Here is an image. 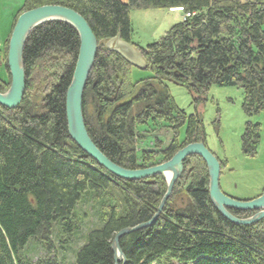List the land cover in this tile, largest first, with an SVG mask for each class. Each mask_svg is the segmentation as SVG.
<instances>
[{"label":"trees","instance_id":"16d2710c","mask_svg":"<svg viewBox=\"0 0 264 264\" xmlns=\"http://www.w3.org/2000/svg\"><path fill=\"white\" fill-rule=\"evenodd\" d=\"M48 5L79 13L97 38L83 100L85 124L99 150L124 169L154 167L187 145L205 144L200 116H188L177 106L168 83L186 88L197 102L212 86L236 87L243 91L241 109L248 117L264 112L262 0H24L14 24L22 13ZM159 9H177L191 17L139 48L153 76L134 83L133 66L103 42L120 36L133 44L131 11ZM8 45L9 40L6 56ZM79 49V34L70 24L36 28L23 53L24 99L14 110L0 106V264H33L25 248L36 238L49 250L55 223L63 236L71 235L77 229L75 211L87 197L101 225L90 230L74 264H115V235L149 222L167 191L162 176L138 181L115 177L70 137L66 98ZM6 69L9 73L7 63ZM40 71L46 89L43 106L35 109L28 93ZM8 86L0 79L1 93ZM141 125L151 131L166 126L173 136L170 145L139 151ZM260 131V124H246L241 139L245 156H257ZM209 180L200 156L184 161L175 191L186 200L178 208L169 200L153 227L121 240L126 264H264V220L251 227L229 222L211 201ZM229 211L240 219L254 213Z\"/></svg>","mask_w":264,"mask_h":264},{"label":"rangeland","instance_id":"374dc122","mask_svg":"<svg viewBox=\"0 0 264 264\" xmlns=\"http://www.w3.org/2000/svg\"><path fill=\"white\" fill-rule=\"evenodd\" d=\"M122 2L127 3L128 0ZM23 5L24 0H0V79L9 82L8 89L10 76L6 69L8 55L5 54V46L11 37L15 16ZM130 18L134 30L133 46L143 57L139 48H146L149 44L160 40L174 25L185 20V14L175 10H133ZM103 44L107 45L108 41ZM41 73L38 72L33 88L28 93V103L35 109L43 106V94L46 89L44 80L39 78ZM152 76L150 70L132 68L131 78L134 83ZM167 86L170 95L181 110L188 116L196 114L200 116L205 128L207 148L225 164L220 179L223 193L232 199L244 202L261 197L264 194V112L248 117L241 109L243 91L236 87L212 86L207 94L201 97V101L197 102V96L186 88L172 83H168ZM248 122L261 125V142L257 156L254 158L245 156L242 151L241 139ZM150 129L147 125L138 127L139 151H156L170 145L173 136L166 126L161 125L152 131ZM186 130L187 125L180 129V141L185 139ZM156 143H159L158 149ZM169 200H172L174 208H178L183 205L186 197L181 192H176L174 188ZM91 202L87 197L78 205L73 216L77 229L71 235L63 236L57 227L59 223H55L49 250L40 240L34 238L30 240L23 253L33 264H74L77 253L86 243L90 230L101 225L100 221L97 224L98 218ZM255 214L256 212L244 219Z\"/></svg>","mask_w":264,"mask_h":264},{"label":"water","instance_id":"95a60500","mask_svg":"<svg viewBox=\"0 0 264 264\" xmlns=\"http://www.w3.org/2000/svg\"><path fill=\"white\" fill-rule=\"evenodd\" d=\"M52 22H64L73 26L80 38V49L72 82L67 91L66 112L68 132L76 145L92 158L100 167L115 177L138 181L162 176L167 185V191L152 219L132 228H126L117 233L113 239L112 250L115 264H126L127 259L121 248V240L126 236L153 227L162 215L175 185L184 172V161L190 156H200L209 171V193L217 211L229 222L238 226H252L264 220V194L252 201H237L225 195L221 190L220 179L222 168L218 158L204 143L190 144L179 150L171 160L154 167L138 170H127L109 160L95 145L89 136L83 113L84 93L94 67L98 52V41L88 22L76 11L62 6L48 5L22 13L13 28L8 45L7 67L10 76V88L0 92V106L17 109L25 96L26 74L23 62L24 48L30 34L38 27ZM105 47L121 56L131 66L147 70L148 66L141 53L133 44L124 42L120 36L108 40ZM201 119V118H200ZM170 174L167 179L166 175ZM229 209L243 212H256L252 217L240 219L231 214Z\"/></svg>","mask_w":264,"mask_h":264},{"label":"built area","instance_id":"2783aa9c","mask_svg":"<svg viewBox=\"0 0 264 264\" xmlns=\"http://www.w3.org/2000/svg\"><path fill=\"white\" fill-rule=\"evenodd\" d=\"M191 14H185V19L190 18Z\"/></svg>","mask_w":264,"mask_h":264},{"label":"bare ground","instance_id":"6f19581e","mask_svg":"<svg viewBox=\"0 0 264 264\" xmlns=\"http://www.w3.org/2000/svg\"><path fill=\"white\" fill-rule=\"evenodd\" d=\"M177 10V9H176ZM147 46V45H146ZM219 160V159H218ZM220 162V161H219ZM166 178L169 179L170 178V174L166 175Z\"/></svg>","mask_w":264,"mask_h":264},{"label":"crops","instance_id":"0c3cea01","mask_svg":"<svg viewBox=\"0 0 264 264\" xmlns=\"http://www.w3.org/2000/svg\"><path fill=\"white\" fill-rule=\"evenodd\" d=\"M122 1H124L125 2V0H122ZM170 11V10H169ZM171 11H174V10H171ZM175 11H181V10H175Z\"/></svg>","mask_w":264,"mask_h":264}]
</instances>
